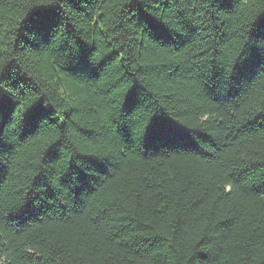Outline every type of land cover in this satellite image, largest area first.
<instances>
[{
	"label": "trees",
	"instance_id": "16d2710c",
	"mask_svg": "<svg viewBox=\"0 0 264 264\" xmlns=\"http://www.w3.org/2000/svg\"><path fill=\"white\" fill-rule=\"evenodd\" d=\"M0 264H264V0H0Z\"/></svg>",
	"mask_w": 264,
	"mask_h": 264
}]
</instances>
